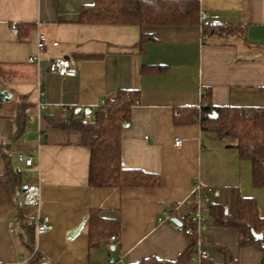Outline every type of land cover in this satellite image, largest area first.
Listing matches in <instances>:
<instances>
[{
    "label": "crops",
    "instance_id": "1",
    "mask_svg": "<svg viewBox=\"0 0 264 264\" xmlns=\"http://www.w3.org/2000/svg\"><path fill=\"white\" fill-rule=\"evenodd\" d=\"M94 2L0 0V91L10 93L0 101V264H106L112 255L126 264L145 257L173 261L191 237L163 217L187 222L195 182L211 186V203L229 216H236L240 197L254 198L264 216V186L254 184L250 161L202 129L199 116L190 120L179 112L199 110L204 94L215 106L264 109V0H199L198 23L144 27L81 22V9ZM202 13L212 17L206 24L230 31L203 33ZM38 32L58 45L30 63ZM142 33L152 37L141 44ZM53 56L68 57L75 74L49 72ZM120 90L138 93L120 132L121 165L157 175L156 185L89 186L90 152L81 132L50 125L77 107L93 120L102 101ZM40 99L48 105L40 108ZM21 153L32 165L17 161ZM28 182L40 187L38 208L17 199ZM91 209L118 219L119 229L90 245ZM38 214L48 217L49 228L36 235ZM206 220L200 238L212 263L221 264L226 250L238 264H262L258 244L240 246L235 226L216 223L208 211Z\"/></svg>",
    "mask_w": 264,
    "mask_h": 264
},
{
    "label": "trees",
    "instance_id": "2",
    "mask_svg": "<svg viewBox=\"0 0 264 264\" xmlns=\"http://www.w3.org/2000/svg\"><path fill=\"white\" fill-rule=\"evenodd\" d=\"M199 0H95L92 5L80 11V21L97 24L186 25L199 22ZM230 31L220 24H206L203 33ZM152 36L142 33V44ZM162 66H158L160 70ZM138 93L133 90H120L112 98H107L94 112L93 120L85 119L74 108L64 117L50 119V125L63 129H76L81 132V142L89 148L88 185L91 187H133L156 185L157 175L138 169L124 168L120 161V132L123 123L128 121L131 106L137 101ZM203 105L180 109V115L193 120L199 116L201 127L211 131L218 139L230 142L238 150L239 157L248 160L252 167L255 185L264 186V109L215 106L209 94L202 96ZM22 107L19 106V110ZM183 110V111H182ZM215 114V117L212 115ZM194 117V118H193ZM208 213L218 224L233 225L239 231V245L259 244L264 241V216L258 212L254 198L240 197L237 200L236 216H229L217 203H210ZM89 244H94L99 234H115L119 229L118 219L102 217L97 209H91L88 216ZM186 224H189L187 220ZM27 231L32 225L27 224ZM254 233H261L262 239H255ZM177 259L161 261L155 257H145L134 264H193L196 237ZM29 237L27 244L32 247ZM208 249V248H207ZM221 264H238L228 252ZM201 264H214L210 258L202 259Z\"/></svg>",
    "mask_w": 264,
    "mask_h": 264
},
{
    "label": "built area",
    "instance_id": "3",
    "mask_svg": "<svg viewBox=\"0 0 264 264\" xmlns=\"http://www.w3.org/2000/svg\"><path fill=\"white\" fill-rule=\"evenodd\" d=\"M211 16H208L206 13H202L201 15V22L202 24H206L209 20H211ZM36 53L32 54L28 57L27 61L30 63L38 62L40 57L39 53L45 51L49 46L56 47L58 45V41L50 40L47 36L41 32H38L36 35ZM47 70L49 72L58 74L60 76L66 75H74L76 69L72 63V61L66 56H53L48 59L47 62ZM39 84V83H37ZM38 92L42 95V90L39 88ZM103 103V101H102ZM204 103H200L198 108H200ZM46 104L41 99L39 100L38 106L41 108L46 107ZM28 114V119L31 120L33 116L30 113L29 108H25L24 110ZM179 113L176 112L175 115ZM181 142L180 139H175L174 145H179ZM17 161L22 162L27 166L32 165L33 158L30 155L25 154H18ZM213 193V188L211 186L204 185L200 182H195L192 186L191 193L186 199L188 203L193 205V210L190 213L187 220L189 224L182 223L176 224V229L185 234V235H195L196 237V245H195V252L191 257L193 264H201L202 259L209 258L210 254L207 249L206 244L200 238V231L206 227V213L208 211V207L211 203V196ZM17 199L20 203L25 205H30L33 207H40L41 201V192L40 187L37 183L28 182L26 184V189L20 192L17 196ZM165 220H170V216L166 215L163 217ZM35 223V234L39 235L47 231L49 228V220L46 215H36L34 218ZM112 240L115 239V235L110 237ZM260 250L262 251L261 261L264 264V241L258 244ZM106 264H126L123 261L121 255H112L108 258Z\"/></svg>",
    "mask_w": 264,
    "mask_h": 264
},
{
    "label": "water",
    "instance_id": "4",
    "mask_svg": "<svg viewBox=\"0 0 264 264\" xmlns=\"http://www.w3.org/2000/svg\"><path fill=\"white\" fill-rule=\"evenodd\" d=\"M9 96H10V93L7 90L0 91V101L7 100L9 98ZM80 111H81V108L80 107H77V108L74 109V112L75 113L80 112ZM89 111H90L89 109H84V112L85 113H89ZM212 116L215 117V114H213ZM22 189L24 191L26 189V185H24ZM170 221H172L175 224H180V221L176 217H171L170 218ZM84 222L85 221L82 220L81 223L78 226H76L74 229L68 231V233H67L66 236L68 238H72L74 235H76L82 229V227L84 225ZM252 234H253V236H254L255 239H258V240H261L262 239V234L261 233H254L252 231Z\"/></svg>",
    "mask_w": 264,
    "mask_h": 264
},
{
    "label": "rangeland",
    "instance_id": "5",
    "mask_svg": "<svg viewBox=\"0 0 264 264\" xmlns=\"http://www.w3.org/2000/svg\"><path fill=\"white\" fill-rule=\"evenodd\" d=\"M86 116H89V114H86Z\"/></svg>",
    "mask_w": 264,
    "mask_h": 264
}]
</instances>
